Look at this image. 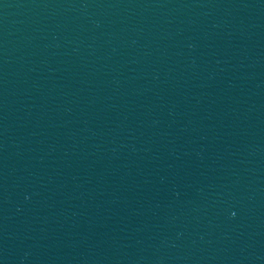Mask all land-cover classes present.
<instances>
[{"label":"water","instance_id":"water-1","mask_svg":"<svg viewBox=\"0 0 264 264\" xmlns=\"http://www.w3.org/2000/svg\"><path fill=\"white\" fill-rule=\"evenodd\" d=\"M0 264H264V0H0Z\"/></svg>","mask_w":264,"mask_h":264}]
</instances>
